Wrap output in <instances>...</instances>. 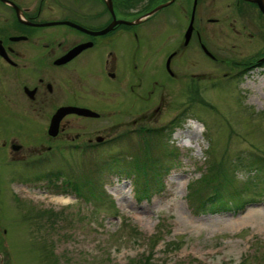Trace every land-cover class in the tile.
Masks as SVG:
<instances>
[{"label": "rangeland", "instance_id": "rangeland-1", "mask_svg": "<svg viewBox=\"0 0 264 264\" xmlns=\"http://www.w3.org/2000/svg\"><path fill=\"white\" fill-rule=\"evenodd\" d=\"M220 6L233 36H208L210 56L145 55L108 92L98 85L95 100L111 115L85 129L116 136L109 146L85 152L59 143L24 162L0 147V264H138L149 253L150 264H264V184L255 173L238 170L233 183L249 201L243 211L197 215L186 197L208 164L264 156V62L254 63L264 60V36H235V6ZM34 122L45 141L42 120ZM3 135L0 128V142ZM152 158L159 182L122 172ZM85 182L88 200L69 186ZM145 183L161 185L148 200Z\"/></svg>", "mask_w": 264, "mask_h": 264}, {"label": "flooded vegetation", "instance_id": "flooded-vegetation-1", "mask_svg": "<svg viewBox=\"0 0 264 264\" xmlns=\"http://www.w3.org/2000/svg\"><path fill=\"white\" fill-rule=\"evenodd\" d=\"M223 3L235 6L233 24L242 27L235 36H264V15L252 0H0V147L24 162L59 143L85 152L109 146L116 136L85 129L111 115L107 102L95 100L98 85L108 92L145 55L210 56L208 36H233L224 31ZM64 108L78 110L49 136ZM85 110L96 115L77 113ZM37 120L45 126L42 142L32 127Z\"/></svg>", "mask_w": 264, "mask_h": 264}, {"label": "trees", "instance_id": "trees-1", "mask_svg": "<svg viewBox=\"0 0 264 264\" xmlns=\"http://www.w3.org/2000/svg\"><path fill=\"white\" fill-rule=\"evenodd\" d=\"M148 132V131H147ZM152 134V132H150ZM155 131L153 134H156ZM142 134H139V137ZM140 138H144L141 136ZM147 138V137H145ZM211 156V153L208 152ZM242 153L233 159V160H226L221 159L216 164L210 163L207 167V172L205 175L201 176L199 180L195 181L193 184L188 185L187 188V198L188 202L192 208L194 214L201 215V214H215V213H222L226 211H230L232 207H234L235 211H243L245 207L248 205L249 201L247 199H243L239 190L233 189V183L236 179L238 170H249L255 173L256 179L259 183L264 184V156H260L258 154H254L252 152L246 153V156H241ZM158 162L154 161V158L149 159L145 163L137 162L133 165V168L130 169H122V172L126 175L131 174L133 171L141 175L142 177H146L151 174L155 175V178H149V182H159L160 173L157 172L158 170ZM121 172V171H120ZM89 182H85L82 184H72L69 183V186L72 188L73 192L76 196L89 199L87 198L88 195L86 194L84 187ZM93 184L95 186H90V198L97 199V194H100L101 186L97 181ZM160 184L149 185L147 183L144 184V187L141 188V195L144 197V200H148L149 194L148 191L150 189H155L160 187ZM254 185L247 184L245 187H250ZM202 189H208L203 193ZM200 190V191H199ZM63 191H65L63 189ZM159 238L156 240H152V249L158 244ZM157 243V244H156ZM150 254H148V258L142 261H139L138 264H150Z\"/></svg>", "mask_w": 264, "mask_h": 264}, {"label": "water", "instance_id": "water-1", "mask_svg": "<svg viewBox=\"0 0 264 264\" xmlns=\"http://www.w3.org/2000/svg\"><path fill=\"white\" fill-rule=\"evenodd\" d=\"M254 2H258L259 4V9L260 11L263 13L264 15V5L258 1V0H252ZM72 25V24H71ZM72 26H75V25H72ZM76 27V26H75ZM108 30H104L103 32H107ZM72 109V110H71ZM74 110H78V109H73V108H64V109H61L60 111H58L54 117L52 118L51 120V123H50V126H49V129H48V134L50 136H55L57 134V131H58V127H59V123L61 121V118L68 114V113H73ZM73 111V112H71ZM81 115H96L95 113L93 112H90V111H80V112H77Z\"/></svg>", "mask_w": 264, "mask_h": 264}, {"label": "bare ground", "instance_id": "bare-ground-1", "mask_svg": "<svg viewBox=\"0 0 264 264\" xmlns=\"http://www.w3.org/2000/svg\"><path fill=\"white\" fill-rule=\"evenodd\" d=\"M195 128H196V127H195ZM187 131H188V130H187ZM195 131H196V130H192V131L190 130L189 133H190V134H195V133H194ZM190 134H189V135H190ZM179 135H180V133H179ZM191 136H192V135H191Z\"/></svg>", "mask_w": 264, "mask_h": 264}]
</instances>
